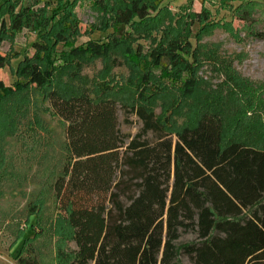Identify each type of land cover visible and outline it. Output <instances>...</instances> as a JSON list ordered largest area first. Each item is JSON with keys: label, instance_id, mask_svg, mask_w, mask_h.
I'll return each mask as SVG.
<instances>
[{"label": "trees", "instance_id": "16d2710c", "mask_svg": "<svg viewBox=\"0 0 264 264\" xmlns=\"http://www.w3.org/2000/svg\"><path fill=\"white\" fill-rule=\"evenodd\" d=\"M24 1L5 3L9 22L0 26V70L9 63L1 52L6 38L31 30L44 40L34 44L33 58L19 64L14 85L0 81V102L31 87L45 89L53 114L67 125V163L53 190L76 248L58 251V264H183L182 256L191 264H264V145L228 136L221 108L200 112L173 134L168 119L148 107L162 92L148 73L134 104L96 97L88 87L69 93L53 85V43L69 47L74 59L107 57L119 48L129 52L130 28L167 12L164 0H90L109 14V25L99 32L111 33L107 42L81 46L73 43L80 23L71 13L56 20V0H34L25 8ZM185 53L184 40L176 38L148 54L155 68L189 72ZM196 85L186 80V96L194 95ZM119 111L127 125L131 116L138 118L142 127L135 136L122 133ZM189 232L197 239L178 245ZM18 263L37 264L22 256Z\"/></svg>", "mask_w": 264, "mask_h": 264}, {"label": "rangeland", "instance_id": "374dc122", "mask_svg": "<svg viewBox=\"0 0 264 264\" xmlns=\"http://www.w3.org/2000/svg\"><path fill=\"white\" fill-rule=\"evenodd\" d=\"M8 1L0 0V26L9 22ZM33 1L25 0L22 7ZM105 1L116 5L120 0ZM162 8L167 12L130 28L129 52L119 48L107 57L74 59L69 47L53 43L54 87L69 93L88 87L96 97L134 104L141 78L148 73L151 85L162 91L150 98L148 107L168 119L173 134L192 125L200 112L221 108L228 136L264 145V38L257 36L264 35V0H164ZM53 10L56 20L71 13L80 23L75 46L108 41L111 30H99L109 25V14L92 1L56 0ZM94 29L98 31L92 34ZM43 35L23 30L4 40L1 52L9 63L0 70V81L6 86L15 84L19 64L35 56L34 44L43 41ZM176 38L184 40L183 57L192 70L155 68L150 49ZM187 79L197 82L191 97L184 92ZM118 116L124 135L139 132L142 125L136 116L130 117L131 125L125 123L123 111ZM66 127L53 114L45 89L31 87L0 102V264H19V256L37 264H58V251L69 254L76 248L53 190L67 163ZM196 239L195 233H184L178 245ZM181 260L191 264L186 256Z\"/></svg>", "mask_w": 264, "mask_h": 264}]
</instances>
